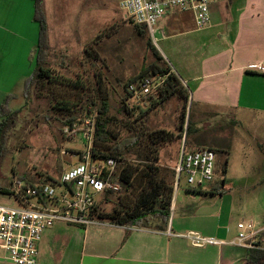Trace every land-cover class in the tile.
<instances>
[{"label":"rangeland","instance_id":"obj_1","mask_svg":"<svg viewBox=\"0 0 264 264\" xmlns=\"http://www.w3.org/2000/svg\"><path fill=\"white\" fill-rule=\"evenodd\" d=\"M120 1L92 0V7L86 10L91 21L84 25L85 37L88 39L91 35L92 43L89 45L92 57L88 60L89 55H83L80 46L83 41L80 35L71 37L72 49L69 50L70 58H67L68 68L60 74L61 77L70 78V81L48 84L43 97L32 91L27 106L25 99L13 100L11 107L14 110L22 109V112L19 113L15 126L7 133V143L0 147V186L10 188V181L14 176L27 177L33 184L53 182L52 180H57L63 171L77 164L78 154L86 146L83 133L87 126L84 119L95 122L100 101L106 97L109 110L105 120L109 138L104 144H97V147L106 151L114 142L126 143L130 135L137 136L135 145L126 149L123 159L125 164H131L137 167V170L129 185L121 183L120 190L114 195L98 201V213H111L120 206L133 207L139 193L149 187L150 176L147 171H150V165L154 168V172L150 174L157 175L174 188L167 223L170 228L173 223L176 230L194 228L200 230L202 235L211 234L230 241L239 232V222L246 225L253 221L263 225L264 115L240 111L199 113L191 99L176 94L163 101L157 108L148 111L142 118H136L138 103L141 108H145L143 105H146V99L157 95L151 93L139 98L133 95L125 98V92H129L128 85L133 83L128 81L155 63L164 66L169 61L172 66H176L179 80L189 90L186 80L188 75L177 66L185 56L196 55L195 46L202 41L203 36L201 32L193 30L192 22L188 24L186 33L179 32L167 40H159L157 26L154 31L155 40L147 31L144 35H139L131 18L120 8ZM238 1L231 3L229 0H218L212 5L211 13L220 10L233 11L237 8ZM172 11L173 9H169L167 17ZM183 15L188 17L192 13L184 12ZM159 25L166 28L163 22ZM178 30H182V27H176V31ZM229 32L230 26L224 30L223 40ZM211 33L213 37L210 36V39H216L218 32ZM148 37L163 60H156L147 48ZM73 38L76 39V48L72 46ZM143 97L144 102H140ZM59 101H68L72 111L60 109L63 106ZM85 107L86 110L83 109ZM184 112L185 117L182 118ZM70 115L84 121L74 122L69 126L66 121ZM181 125H184L183 137L175 141L152 143L146 134L149 130L161 128L178 133L181 131ZM94 137L93 133V140ZM202 146L216 150L215 177L211 183L204 186L206 193L188 190L189 187L184 181L175 185L171 171L181 150ZM152 148H155L158 154L156 161L147 158L148 151ZM117 169L119 172L118 166ZM222 179L225 183L220 187ZM219 190L222 192H218ZM0 203L17 206L10 194L0 193ZM56 223H61V226L67 228L76 226L61 221ZM135 228L139 230L141 226L135 225ZM61 230V240L57 239L50 244L52 252L47 264L58 263L60 254L67 245L66 241L72 234L69 228ZM244 254L243 251L241 262Z\"/></svg>","mask_w":264,"mask_h":264},{"label":"crops","instance_id":"obj_2","mask_svg":"<svg viewBox=\"0 0 264 264\" xmlns=\"http://www.w3.org/2000/svg\"><path fill=\"white\" fill-rule=\"evenodd\" d=\"M217 1L210 4V9ZM91 7L92 0H43L49 41L45 65L59 76L58 81H70L60 74L68 68L71 37H82L81 51L91 60L89 44L92 39L91 35L88 39L85 37L84 27L91 21L86 13ZM168 11L157 24L159 40H167L179 32L186 33L190 22L193 30L203 36L195 46L196 55L185 56L177 66L188 75L187 99L192 100L197 111L264 115V0H239L233 11L211 13L210 10V24L201 30L195 29L192 15L185 17L183 11L173 9L167 17ZM160 22L166 28H162ZM179 26L182 30L176 31ZM229 26L230 32L223 40L222 34ZM215 31L217 38L210 39L213 37L211 32ZM37 38L38 22L34 19L33 0H0V106L6 97H9L7 105L11 109L13 100L25 99ZM72 43L76 48L75 38ZM167 62L177 75L176 66ZM255 65H261L263 70L254 68ZM56 82L47 81L35 88L36 92L33 88V93L43 97L45 87ZM158 94L159 91L152 92V95ZM54 224L42 233L36 264L49 263L50 244L61 240V229L68 228L72 234L57 264H242V248H225V244L192 246L185 234L200 233V230H176L173 223L171 228L165 225L163 230L156 228L160 225L158 222L139 230L135 225L109 220L68 228L61 223ZM0 264L12 263L0 258Z\"/></svg>","mask_w":264,"mask_h":264},{"label":"built area","instance_id":"obj_3","mask_svg":"<svg viewBox=\"0 0 264 264\" xmlns=\"http://www.w3.org/2000/svg\"><path fill=\"white\" fill-rule=\"evenodd\" d=\"M215 0H121L120 8L134 24L144 26L154 37L155 26L169 9L191 12L195 29L210 24V4ZM155 40V37L153 38ZM254 68L263 70L261 65ZM174 72L173 70H171ZM167 75L143 77L127 89L135 98L157 92L166 85ZM86 146L77 164L63 171L55 183L30 186L18 177L11 181L17 206L0 203V258L12 264H36L38 243L43 231L61 221L78 226L100 224L97 203L107 192L121 188L117 161L113 157H94L91 152L94 123L85 119ZM216 152L208 147L182 149L174 166V183L204 188L215 177ZM238 234L230 241L188 232L185 237L195 247L227 244L242 249H264V224H237Z\"/></svg>","mask_w":264,"mask_h":264},{"label":"trees","instance_id":"obj_4","mask_svg":"<svg viewBox=\"0 0 264 264\" xmlns=\"http://www.w3.org/2000/svg\"><path fill=\"white\" fill-rule=\"evenodd\" d=\"M33 7H34V19L38 22V38H37L36 51L34 53V58H33L34 66L25 93V106H27V104L29 103L33 88L35 90V88H38L39 85H43V83L47 81L56 82L58 81L59 78L58 75H54L52 71L45 65L47 61L49 41H48L47 20L43 10V0H33ZM134 28L139 35H144V33L147 31V29L144 26H140L137 24H134ZM146 46L147 48H149V50H151L156 60H163L161 54L155 49L154 44L150 37L146 39ZM155 74H161V75L166 74L167 75L166 85L159 90V94L157 95V97H149L146 99L145 102L146 105H143L145 108H141L140 104L138 103L137 105L138 114L136 118L138 117L142 118L144 115L148 113V111H150L153 108H157L159 105H161L163 101L167 100L169 97L173 95L178 94L185 99L188 98V94H189L188 89L181 84L179 77L174 72L171 71L170 65L166 63L164 64V66H160L155 63L149 68L144 69L143 72L140 73V75L136 76L134 79H131L128 82L129 83L133 82V84L137 85L138 81L143 77L151 76ZM128 82L126 83V85L128 84ZM131 96H132L131 92L128 93L125 92V98H130ZM144 99H145L144 97L141 98L142 101L140 102H144L143 101ZM8 100L9 97H6V99L0 106V147L5 146V144L7 143V133L15 126V124L19 119L18 115L19 113L22 112V109L14 110L8 107L7 105ZM100 102L101 103L98 108V112L96 114V121L95 122L93 121L94 123L93 133L95 137L94 140H92L91 152L94 157H102V158L113 157L114 159H116L117 166L119 168V172H118L119 180L122 184L127 186L129 185L131 179L134 177L137 167H133L131 164H125V162H123V159L126 153V149L132 145H135L138 137L134 135H130L127 138L126 143H123L122 141L114 142L107 148L106 151H101L100 148L97 147V144L102 145L109 138V133L106 128V120H105V116L107 115L109 110V102L106 97L102 98ZM58 103L61 106H63L60 107V109H63L68 112L72 111L71 107L69 106L70 103L68 101H59ZM83 109L86 110V107ZM87 112H89V110ZM184 117H185V112L182 118ZM84 120L81 118L76 119L74 118L73 115H70L67 118L66 123L67 125L69 124L70 126L74 122L82 123ZM183 126L181 128V131L178 133H174L172 131L163 128L152 129L145 132L147 134L148 139L152 143H167V142L175 141L176 139H181L183 137ZM188 128H189V123H187L186 131H188ZM203 147L205 146L199 148H203ZM208 148H211L214 151H216L212 147H208ZM154 149L155 148H152L150 151H148L149 155L147 156V158L150 161L157 160L158 154L157 151ZM189 150H195V149H189ZM122 162L123 164L121 165L120 163ZM148 169L150 170L147 171L149 172L147 174L150 176L149 187L143 189L139 193L137 201L133 205V207L125 208L123 206H120L118 208H115V210L111 213H105L104 215L98 213V217L103 220H109L113 223L139 225L141 227H149L153 222H158L160 223V225H158L156 228L163 230L165 225H167L170 216L174 188L172 185H167L164 181L158 178L157 175L150 174L154 172V168L152 166L148 165ZM171 172L174 179V168L172 169ZM20 179H22L25 184L30 186L39 185V184H33L27 179V177H21ZM52 181L53 183L56 182V180H52ZM224 183H225L224 179H222L220 187H223ZM188 190L199 193L201 192L206 193V191L200 187L198 188L189 187ZM218 192L221 193L222 191L219 190ZM0 193L12 195L11 185L10 188L5 186H0ZM115 193L116 192H107L104 196V199L109 198ZM96 208H98V203ZM243 251L245 254L242 264H264V249L256 247L250 249H243Z\"/></svg>","mask_w":264,"mask_h":264}]
</instances>
